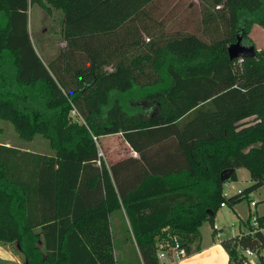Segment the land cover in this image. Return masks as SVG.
<instances>
[{
  "label": "trees",
  "instance_id": "1",
  "mask_svg": "<svg viewBox=\"0 0 264 264\" xmlns=\"http://www.w3.org/2000/svg\"><path fill=\"white\" fill-rule=\"evenodd\" d=\"M32 1L0 0V117L51 153L0 142V241H16L20 264H115L108 215L121 206L142 264L172 235L196 250L220 202L264 183V47L226 51L264 26V0H198L199 16H165L158 0H49L63 44L47 62L26 28ZM115 132L138 157L107 168L92 134ZM226 167L225 180L244 167L251 182L225 196ZM254 216L219 240L226 264L264 249Z\"/></svg>",
  "mask_w": 264,
  "mask_h": 264
},
{
  "label": "rangeland",
  "instance_id": "2",
  "mask_svg": "<svg viewBox=\"0 0 264 264\" xmlns=\"http://www.w3.org/2000/svg\"><path fill=\"white\" fill-rule=\"evenodd\" d=\"M156 6H159V13L165 14V16L168 13L167 11H172L173 14H182L184 10H189L194 14L196 12L199 16L198 0H158ZM26 14V28L29 39L41 60L47 62L63 44L61 36L62 10L60 7L53 5L49 0H40V2L32 1L28 3ZM189 19H193V14L189 15ZM247 35L256 49L264 46V26L258 23L251 24ZM106 140L108 144H119L121 142L118 135H100L98 143L102 146L101 148H103V144H107L104 142ZM0 142L26 150H36L39 152L44 149L50 150L47 139L42 137V135L35 133L30 138L20 137L14 130L12 123L8 119L1 117ZM250 182L246 168L237 167L235 168V179H227L222 183V193L228 196ZM251 199L256 201L255 205L249 203ZM263 213L264 183L252 188L239 200L232 203L225 202L224 206H218L212 222L204 220L200 224L199 230L202 232L200 236L203 237L204 242H207V231L210 230L211 224L215 223L220 227L222 233L218 237L212 233V238L219 241L223 237L234 235L243 230V228L245 229L248 216L251 217L254 214ZM109 225L115 264H141L139 249L133 241L119 211L115 210L109 214ZM261 229L264 232V222ZM36 243L40 249H43L40 239ZM0 245H4V242L0 241ZM201 256V258H207V249L203 250ZM3 262V255L0 254V264H5ZM8 264L14 263L10 262Z\"/></svg>",
  "mask_w": 264,
  "mask_h": 264
},
{
  "label": "crops",
  "instance_id": "3",
  "mask_svg": "<svg viewBox=\"0 0 264 264\" xmlns=\"http://www.w3.org/2000/svg\"><path fill=\"white\" fill-rule=\"evenodd\" d=\"M262 47H264V46H261L259 48H262ZM102 135H104V134H102ZM106 135H110V136L118 135V136H120V140H121V142H119V144H108V141H107L108 139H107L106 141H104L107 144H103V148H101L102 146H100L98 143V139H99L100 135L97 136V143H96L97 153H98V150H100L101 155H99V159H101L103 161L104 165L107 168H108L109 164L116 162L122 158L138 157V153L128 145V143L123 139V137L120 135L119 132L108 133ZM4 144H7V143H4ZM31 151H36V150H31ZM37 152H39V151H37ZM40 152L48 154V153H51V150H45L44 149ZM251 200H253V199H251ZM255 202L256 201L254 200V203H253L254 205H255ZM224 205H225V203L223 205H219V206H224ZM115 210L119 211L121 218L125 221L126 226L128 228L127 218L125 216L123 208L120 206V208H117ZM115 210H112L111 212H113ZM108 219H109V215H108ZM248 223L253 225L251 223L250 216H248V218H247L246 228L245 229L243 228V230H241V231L247 230ZM261 227H260V230H261L262 234L264 235V232L261 229ZM33 230L38 232V234H39V238H37V241H38V239L41 240L39 228L34 227ZM220 231L222 233L221 229H220ZM199 233L201 235L202 232L199 230ZM207 233H208L207 242H204L203 237L200 236L198 249L193 250L189 253H186L182 258H180L178 261L174 262V264H226L227 263V253L222 248L219 241L213 240V238H212L213 232H212L211 227H210V230L207 231ZM200 242H201V245H200ZM205 249H207V258H201L202 252ZM41 250H43V249H41ZM0 254L3 255V261H4L3 263H5V264H8L10 262H12L14 264H20L23 260V255H21L22 253L18 249L17 243L14 240L4 242V245H2V246L0 245ZM140 261H141V259H140ZM141 264H142V262H141Z\"/></svg>",
  "mask_w": 264,
  "mask_h": 264
},
{
  "label": "built area",
  "instance_id": "4",
  "mask_svg": "<svg viewBox=\"0 0 264 264\" xmlns=\"http://www.w3.org/2000/svg\"><path fill=\"white\" fill-rule=\"evenodd\" d=\"M242 57H237L240 60ZM71 114H75L73 108L70 109ZM92 139L97 143V136L92 134ZM98 155H101L100 150H98ZM99 163V159L97 160ZM250 204L254 203V200L249 201ZM223 202H220L219 205H223ZM251 223L256 225L255 216L252 215L250 217ZM212 232L215 236H219L221 234L220 228L215 223L211 224ZM186 254V250L183 245L180 244L178 239L172 235L169 240L163 241L159 245H157L155 249V257L158 264H174V262L178 261ZM241 264H257L259 259L264 258V249L259 251L250 249L249 247H243L241 249Z\"/></svg>",
  "mask_w": 264,
  "mask_h": 264
},
{
  "label": "water",
  "instance_id": "5",
  "mask_svg": "<svg viewBox=\"0 0 264 264\" xmlns=\"http://www.w3.org/2000/svg\"><path fill=\"white\" fill-rule=\"evenodd\" d=\"M227 55L229 58L252 56L255 52L252 42L246 41L240 34H237L234 41H231L226 46ZM233 168L226 167L219 171V179L225 180L231 173ZM208 212H210L208 210Z\"/></svg>",
  "mask_w": 264,
  "mask_h": 264
}]
</instances>
